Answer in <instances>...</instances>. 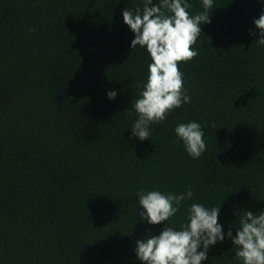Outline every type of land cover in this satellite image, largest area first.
Returning <instances> with one entry per match:
<instances>
[{"label":"trees","instance_id":"16d2710c","mask_svg":"<svg viewBox=\"0 0 264 264\" xmlns=\"http://www.w3.org/2000/svg\"><path fill=\"white\" fill-rule=\"evenodd\" d=\"M188 2L190 14L204 10ZM213 6L198 55L179 63L190 102L141 141L133 104L151 59L130 49L122 11L142 12L144 0H0V264H142L135 242L164 223L179 229L192 203L220 205L225 232L201 264H242L226 234L237 211H264V46L253 23L264 0ZM193 120L207 145L196 159L175 133ZM189 188L167 222L139 218V190Z\"/></svg>","mask_w":264,"mask_h":264},{"label":"clouds","instance_id":"9594fccd","mask_svg":"<svg viewBox=\"0 0 264 264\" xmlns=\"http://www.w3.org/2000/svg\"><path fill=\"white\" fill-rule=\"evenodd\" d=\"M151 5V6H150ZM203 11L195 15L188 11L193 7L188 0H144V7L133 11H122L123 22L134 33L130 49L137 45L146 49L151 63L148 65L146 82H141L142 91L134 101L137 118L131 126V134L139 140L150 139V125L163 122L168 114L183 103L190 102L184 89L183 73L179 63L188 62L198 55L193 48L202 35L201 23H210L213 0H202ZM253 23L259 30L258 45L264 46V11ZM256 35L255 32L250 33ZM117 95L115 90L107 92L109 99ZM129 116L132 111L129 110ZM177 140L182 141L186 152L199 158L206 151L204 131L200 123L190 121L175 128ZM176 143V140L173 141ZM143 211L141 220L157 225L167 222L179 211L183 201L191 200L193 190L183 193L141 189L137 193ZM219 206L207 208L192 203L186 209L187 220L179 229L165 226L158 235H148L135 244L136 256L142 264H201L208 258V249L225 239V232L218 222ZM238 228L231 239L235 257L242 264H264V211H237Z\"/></svg>","mask_w":264,"mask_h":264}]
</instances>
